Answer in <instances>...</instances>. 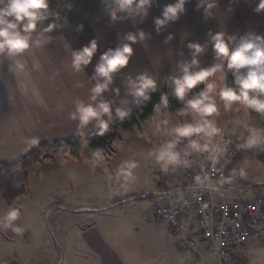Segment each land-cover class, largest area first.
Listing matches in <instances>:
<instances>
[{
	"label": "crops",
	"instance_id": "0c3cea01",
	"mask_svg": "<svg viewBox=\"0 0 264 264\" xmlns=\"http://www.w3.org/2000/svg\"><path fill=\"white\" fill-rule=\"evenodd\" d=\"M172 2L173 0H156L143 22L128 18L112 22L103 10L100 0H60L56 10L64 18V26L51 34L52 42L49 45L25 53L24 59L28 61V70L25 73H15L10 66L11 60L0 57V140H11V148L19 150L9 155L10 160H5L7 158L1 156L0 160L11 162L44 142L78 136L79 122L70 118L75 101L88 99L89 90L94 83L91 79L93 65L100 53L126 43L124 37L130 31L143 29L146 34H151V38L146 37L144 41L133 44V55L128 66L114 74L113 84L105 93L106 99L114 101V108L125 109L128 102L134 99L127 96L124 87V81L129 75L135 77L136 74L146 71L158 81L156 92L165 87L172 91L168 77L178 74L179 62L191 59L192 50L188 48L190 42L206 45L205 51L198 57L202 67L215 63V53L207 43L209 30L237 35L255 30L259 34H264V13L257 14L254 11L257 0H215V7L207 20L202 18V10H196V0H191L185 6L186 13L157 34L153 24L154 18L161 15L164 5ZM169 34L174 38L165 42ZM93 38L98 41V51L92 64L80 72L74 71L71 67V51L82 48ZM34 62L38 67L32 66ZM235 108L236 105L233 109ZM221 112L226 118L242 114L240 111H223V109ZM244 118L253 126L264 128V116L249 111ZM116 120L114 118L110 126ZM239 130L237 127V132L244 131ZM84 131L85 136L99 132L91 124ZM239 134V139L244 141L247 133L244 131L241 136ZM33 140L36 142L32 143ZM80 146L81 142L79 148ZM79 148L74 153H78ZM207 159L200 160L198 165ZM39 161L45 162L46 157ZM231 184H222V192L224 193ZM181 185L176 183L165 185L160 181L154 189V194L161 200L170 201L174 196L184 193L182 190H177ZM27 191L28 186L24 194ZM116 195H110L99 202L92 201L78 206L71 203L68 205L64 200L53 202L52 206L59 205L55 204L56 202L63 203L62 206L54 208V212L58 213L48 226L49 229L52 226L56 227L59 231L55 239L56 241L58 239L61 247H55V255L58 256L56 262L60 256L59 250L64 249V244L70 240L69 227L65 224L67 218L66 216L63 218L62 207L71 214L83 212L91 214L92 217L95 214H104L111 208L110 203H116L123 197L127 200L117 202L112 207L118 204H131L126 202L143 199L138 195L144 194ZM136 210V214L123 219L103 215L106 216L105 219L89 222L85 226L74 225L78 229L77 238L81 246L92 254V258H87L90 264H214L210 259L196 261L189 253L180 250L177 241L170 237L172 235L167 224L158 220L152 210L142 211L138 207ZM187 225L188 228L191 227L190 221ZM52 238L47 229L39 242L42 243L41 246L29 251L26 257L19 258L26 262L27 259H32L36 252L39 257L44 256L41 255L43 253H49L51 248L49 245L51 242L55 243ZM252 240L236 252L238 264L247 261L245 251L252 244ZM26 242V247H30L29 241ZM17 260L19 259H16L15 254L14 260L0 258V264Z\"/></svg>",
	"mask_w": 264,
	"mask_h": 264
},
{
	"label": "clouds",
	"instance_id": "9594fccd",
	"mask_svg": "<svg viewBox=\"0 0 264 264\" xmlns=\"http://www.w3.org/2000/svg\"><path fill=\"white\" fill-rule=\"evenodd\" d=\"M156 0H100L103 10L112 22L128 19H139L143 22L149 15ZM191 0H173L163 6L161 15L154 18L153 24L157 34L176 22L186 13V4ZM52 0H0V57L11 60L15 73H25L28 61L25 53L38 50L52 42V33L64 26V18L59 11L51 6ZM70 8L71 5L69 4ZM215 0H196V10H202V18L211 17ZM254 11L264 13V0H257ZM82 28V26H81ZM208 44L215 53V63L202 67L199 55L205 51L206 45L190 42L191 59L179 62L178 74L168 77L169 86L175 98L182 102L176 115L185 118L172 124L166 118L169 108V96L160 95L159 102L154 105L155 131L164 139L154 145L149 156L161 169L170 166L190 167L189 157L194 154H207V158L215 165L223 157L222 128L215 118L223 111L243 110L246 117L255 112L264 116V34L248 30L242 34H229L224 31L209 30ZM151 38L143 29L130 31L125 35L126 43L115 48H109L100 53L93 65L91 79L94 81L89 90L87 100L77 99L74 111L70 113L72 120L78 121V135L85 136V129L91 124L103 135L109 129L113 119L123 121L129 116V111L122 107H113L114 101L105 98L112 84L114 74L126 68L133 55L132 45L138 41ZM174 37L169 34L166 41ZM70 47V45H68ZM98 51V41L91 39L86 45L71 51V67L80 72L92 64ZM34 68L38 65L34 62ZM233 81L227 82L228 74ZM203 85L193 92L198 85ZM127 96L139 101L150 99V94L158 89L157 79L148 72H140L135 77L129 75L124 81ZM127 103V101H125ZM234 123L242 128L247 135L241 148H264V128L253 126L248 119L238 117ZM36 141L33 140L32 143ZM85 143L87 141L85 140ZM105 161L103 150L97 148L92 152L91 163L95 167ZM138 167L135 160L123 161L117 169V179L125 182L133 179V170ZM236 172L233 170V175ZM239 175L244 176L245 170L239 169ZM194 181L199 186L207 185L210 178L207 174L196 175ZM221 184L231 183V177L221 179ZM21 213L15 207L0 215V230L10 229L21 234L24 228L15 222Z\"/></svg>",
	"mask_w": 264,
	"mask_h": 264
},
{
	"label": "rangeland",
	"instance_id": "374dc122",
	"mask_svg": "<svg viewBox=\"0 0 264 264\" xmlns=\"http://www.w3.org/2000/svg\"><path fill=\"white\" fill-rule=\"evenodd\" d=\"M12 90L14 91V88ZM179 108H176L173 104L169 105L166 118L172 124L185 119L176 115ZM235 109H233V112L236 111ZM240 112L242 114H235L226 118L220 111V114L215 117L218 126L223 130L222 134L233 133L238 136L241 132L240 130H243L234 123L238 117H245L243 110ZM157 118L156 114L153 113L148 118L140 121V124L134 128L121 129L110 145L98 147L103 150L105 161L102 165L95 167L91 163V156L92 152L97 148L91 147L88 142L85 143L87 135L83 138L80 135L76 136L81 142L78 153H74L70 149H43L39 160L46 157V161L41 162L38 160L30 167L27 193L19 196L12 203L6 202L0 194V215L7 212L10 207L17 208L21 216L15 223L24 228L21 234H16L10 229L0 230V258L14 260L16 254V259L19 260L8 261L7 264H90L87 258H92V254L86 252L85 247L81 246L78 241V229L75 228V224L77 226L80 224L85 226L89 222L105 219L106 216L103 215L123 219L136 214V207L142 211L145 209L148 211L152 210L154 214L152 209L153 202L161 200L154 194V189L158 186V182L161 181L165 185L189 183L191 172L199 167L198 162L206 159L207 154H194L189 157L191 166L187 168L170 166L167 170L161 169L154 159L149 156L152 147L164 139L155 131L154 125ZM229 120L231 121L229 122ZM237 127L240 132H237ZM242 133L239 135L241 136ZM10 143L11 140H0V156L7 158L5 160H10L9 155L19 151L16 148L12 149ZM251 150L264 154V148H253ZM126 160L138 162V167L133 170V179L127 182L123 178L117 179L116 176L118 167ZM241 168L245 170L244 176L239 175V169ZM233 170H235L236 174L233 175L232 171V177L236 181L227 190H224L223 194L227 199H242L264 193V160L256 157L246 159L239 162ZM149 192H152V194L146 198L134 202L129 200L126 203L131 204H118L112 207L117 202L127 200L125 199L126 197H121L122 199L116 203H110L109 207L111 208L107 212L104 214L99 213L100 215L95 214L92 217L90 216L91 214L83 212H73L71 214L62 207L63 218L65 216L67 218L65 224L69 227L68 237H70V240H67L68 242L64 244V249H60L61 252L59 250L60 256L56 262L58 256L56 257L55 255V247H61L58 239L57 241L55 239L59 231L56 227L52 226L49 229L48 226L58 213L54 212V208L62 206L63 203L56 202L55 204L59 205L52 206L53 202L64 200L68 205L78 206L82 203L105 200L113 194H117L116 196L123 194L145 195ZM196 228L197 226L195 225L194 229ZM47 229L50 231L51 237H53L52 240L55 241V243L51 242L49 245V247L51 246L49 253H43L41 255L44 256L39 257L36 252L32 259L29 258L26 262L22 261L19 257L24 258L29 251L41 246L42 243L39 244V242H41ZM255 233L252 244L245 251L247 261L244 264H264V225L257 227ZM171 235L172 240L177 241L176 236L172 233ZM26 241H29L30 247H26Z\"/></svg>",
	"mask_w": 264,
	"mask_h": 264
},
{
	"label": "built area",
	"instance_id": "2783aa9c",
	"mask_svg": "<svg viewBox=\"0 0 264 264\" xmlns=\"http://www.w3.org/2000/svg\"><path fill=\"white\" fill-rule=\"evenodd\" d=\"M220 143L225 152L219 163L214 165L209 159L201 163L191 172L192 186L180 189L184 193L170 201L153 202L152 209L156 218L166 223L176 236L179 249L196 261L210 259L214 264H238L236 252L264 224V193L233 200L224 196L220 181L225 179L226 167L237 152L245 149L233 133H223ZM204 174L210 182L197 185L194 177ZM186 220L190 221V228Z\"/></svg>",
	"mask_w": 264,
	"mask_h": 264
},
{
	"label": "trees",
	"instance_id": "16d2710c",
	"mask_svg": "<svg viewBox=\"0 0 264 264\" xmlns=\"http://www.w3.org/2000/svg\"><path fill=\"white\" fill-rule=\"evenodd\" d=\"M60 0H52V8L56 10ZM233 77L229 73L227 76V82L231 84ZM203 85H198L192 91H198ZM166 93L169 96V105L173 104L176 108L182 107V102L175 98L167 87L163 88L159 92L150 94L149 100L139 98V101L133 99L130 100L125 108L129 111V116L123 121L117 119L109 129L100 135L99 132L91 133L85 138L89 145L94 148L108 146L112 143L113 139L117 136L121 129H132L140 121L148 118L154 113V105L159 102L160 95ZM79 138L73 137L62 140H54L46 143L39 144L18 159L5 162L0 160V194L4 200L8 203H12L16 198L23 195L26 192L27 181L29 178V169L33 166L40 158L43 149L50 148L53 150H66L70 149L75 152L79 148ZM256 157L260 160H264V154L258 151H252L251 149H245L235 154L232 161L226 167V178L231 177V183L236 180L232 177L233 168L241 161ZM194 182L182 184L177 187V190L184 189L188 186H192ZM152 192L147 193L144 197H148ZM138 198V197H132Z\"/></svg>",
	"mask_w": 264,
	"mask_h": 264
},
{
	"label": "water",
	"instance_id": "95a60500",
	"mask_svg": "<svg viewBox=\"0 0 264 264\" xmlns=\"http://www.w3.org/2000/svg\"><path fill=\"white\" fill-rule=\"evenodd\" d=\"M145 195H143V196H140V197H144Z\"/></svg>",
	"mask_w": 264,
	"mask_h": 264
}]
</instances>
